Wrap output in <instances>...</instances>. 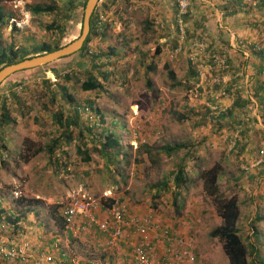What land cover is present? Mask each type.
<instances>
[{"label":"rangeland","instance_id":"obj_1","mask_svg":"<svg viewBox=\"0 0 264 264\" xmlns=\"http://www.w3.org/2000/svg\"><path fill=\"white\" fill-rule=\"evenodd\" d=\"M163 1L169 2L172 8L170 23L160 16ZM241 1V17L237 19L240 23L235 27L245 26L248 34L245 42H237L232 50L228 42L215 43L189 13L183 20L184 33L180 37L173 21L174 0H98L93 9L101 17L103 26L100 34L90 37L85 51L63 56L44 66L17 71L0 83V98L5 100V109L0 108V113L5 112L7 117L6 122L0 121L3 139L0 204L7 209L4 214L10 222L26 220L35 227L22 226L17 236L63 234L66 238L68 231H61V225L51 214L53 210L59 213L73 196L100 200L106 195L118 199L126 210L139 204L161 208L175 220L176 228L195 257L192 264H228L220 242L209 235V231L221 223L215 209L219 195L236 202V227L245 245L246 261L260 264L249 245L264 258V104L244 94L251 93L256 83L264 88V59L253 51L254 48L264 49V10L256 6V0ZM76 2L77 7L59 36L53 13H33L30 9L35 4L53 5L50 0H0V49L12 47L20 55L24 51L31 53L42 42L57 41L61 46L75 39L81 30L85 0ZM197 4V0H188L187 10ZM194 42L208 44L196 59L199 69L211 64L212 54L223 55L225 67L212 66L207 73L226 74L231 77L227 85L218 87L200 83L201 80L197 82L198 74L192 75L193 68L189 64L195 73L196 67L188 58L189 51L195 50ZM232 57L238 68L229 72ZM258 64L263 65L260 73L256 71ZM170 68L174 78L167 73ZM64 73L69 79H65ZM89 76L96 79L99 88L81 90L79 84ZM200 77L206 76L203 73ZM59 86L65 87L70 99ZM226 90L242 93L246 99L236 97L240 106L230 107L233 116H225L217 124L218 119L207 105L232 106ZM89 103L97 107L99 113ZM206 108L209 111L204 115ZM74 109H78L77 124L68 128L72 138L67 141L61 123L64 117L74 118ZM244 121L247 126L242 125ZM86 123L91 126L90 130ZM237 125L239 131H236ZM245 130L249 135L245 159H238L234 150ZM109 134L121 143L119 151L101 150L100 144ZM203 137L216 139L217 143L206 147L196 144L195 141ZM132 139L136 140V145ZM143 139L144 143L152 145V160L146 153L136 151ZM55 140L59 145L49 154L47 147ZM224 141L236 155L229 169L220 154L225 148H216L215 160L207 149L220 146L219 142ZM175 142L182 143L183 147L170 156L158 149ZM201 146L206 154L200 156L197 151ZM83 150L89 154L88 161L82 160ZM258 159L260 162L255 165ZM244 164V182L242 177H224L226 173L240 175ZM179 166L184 168L188 181L183 184L177 205L173 207L170 173ZM210 175L214 178L212 183L208 181ZM209 189L216 196L209 194ZM101 214L104 216L102 211L97 212L98 217ZM257 216L263 218L258 220ZM18 225L15 224L13 230ZM24 238L30 241L27 236ZM19 240L20 237L14 243ZM75 249L81 252L79 244H75ZM31 253L35 254L33 249ZM5 262L19 264L0 260V264Z\"/></svg>","mask_w":264,"mask_h":264},{"label":"built area","instance_id":"obj_2","mask_svg":"<svg viewBox=\"0 0 264 264\" xmlns=\"http://www.w3.org/2000/svg\"><path fill=\"white\" fill-rule=\"evenodd\" d=\"M176 11L173 14V21L177 32L182 37L184 33L183 15L187 12L188 0H174ZM99 18H101L99 16ZM207 43H193L195 50H190L188 55L191 63L196 67L197 82L200 80L207 84L214 86L227 85L231 77L226 74L207 73L212 66L216 68L225 67L226 60L223 55L212 54L210 56L211 64L197 68L196 59L203 49L207 47ZM180 49V46L178 47ZM245 56V55H244ZM204 75L206 77H200ZM208 76V77H207ZM198 87V86H196ZM227 97L232 100V104L239 94L235 90L227 93ZM211 114L217 116L227 110L228 107H220L216 103L207 105ZM239 125L236 131H239ZM134 145L136 140L132 139ZM140 142H145L144 139ZM234 142V139H233ZM231 143V142H230ZM232 145V143H231ZM261 154L262 150L259 149ZM260 162V159L255 161V165ZM253 164V165H254ZM105 197L100 200H95L85 195H78L71 197L60 209L59 214L63 217L65 226L71 227L78 219L81 220V231L88 232L95 229L106 235V244L113 247L125 235L126 232L132 233L134 239L130 241L131 259L135 264H180L183 260L188 263H193L195 258L188 249L184 238L167 227L157 219V214L154 210L148 209L139 213H130L121 205L118 199L111 197L110 201L105 202ZM102 211L104 216L99 218L97 212ZM16 222H10L5 214L0 217V230L12 231ZM21 230V229H20ZM31 245L25 238L20 239L17 243L6 245L4 241H0V260L7 262H17L24 264L30 262L31 264H52L53 257L48 252H41L37 254L31 253ZM70 264H78L77 259L71 256Z\"/></svg>","mask_w":264,"mask_h":264},{"label":"crops","instance_id":"obj_3","mask_svg":"<svg viewBox=\"0 0 264 264\" xmlns=\"http://www.w3.org/2000/svg\"><path fill=\"white\" fill-rule=\"evenodd\" d=\"M163 2L164 3L162 4V10L160 16L163 18L165 22L170 23L168 21L172 20V8L169 7V2L167 1H163ZM223 2L224 0H222V3ZM241 2L242 1L239 0L237 10L230 13L229 9H226V4L223 6V8L219 7L218 4L220 3V0H197V3L199 4H197L196 7L193 6V8L189 9L188 13L192 14V18L193 20H195V23L198 24L200 28L205 29L206 33L213 39L215 43L218 44V42L221 43L228 42L232 45L233 47L232 50H234V45L242 40H244L245 42L246 35L248 34V31H246L245 26L243 27L241 26V28L235 27V25L240 23L237 19L241 17V15H239V12L241 11L240 9ZM222 3H220V5H222ZM230 16H232V18ZM234 18L236 20L233 21L232 19ZM215 27H218V29H215ZM238 36H243V38L237 39ZM235 40L237 41L235 42ZM236 48L238 50H241L240 48H238V46ZM231 62H235V59L233 57L231 58ZM246 80L247 79L245 78V82ZM245 82L244 85H242V87L244 88L243 93H245V89L247 91ZM247 92L244 94L245 97L252 99L251 93L249 92L248 94ZM239 97L240 99H246L245 97H242V93L239 94ZM92 107L93 110L96 111L95 108L97 107H94V105H92ZM230 107L232 106H229L228 108L231 109ZM237 122L238 121L236 120V123ZM245 123L247 122L246 121L242 122V125H244ZM90 128L91 126L87 125V130H90ZM247 133L248 132H246L245 135L242 137L243 138L242 141H239V144L236 145L237 149L234 150L237 153L238 159L241 157L245 159V150H247V145H248L247 143L249 142L248 140L249 135H247ZM201 140L203 141V143ZM201 140L195 141L196 144L200 143L202 144V146L206 147L212 145L213 143H217L216 139L210 137L207 138L203 137ZM219 145L220 146L216 145L207 148L208 153L211 156L212 160H215L217 155L216 148H225V151H220V154L222 155V158L226 163V169H229L231 166L230 162L234 160V157L236 155L233 153L234 151L233 152L229 151L230 147L227 146L226 141H224V143L219 142ZM197 154H199L200 156L206 154L204 148L202 147L201 149H199L197 151ZM241 168L243 169L239 170V173H241L240 175L234 176L231 173L229 174L226 173L224 177L225 178L230 177V179H235V178L237 179V177L240 178L242 177V179H244L242 182H244L245 164L241 166ZM148 209L154 210L156 212L157 219L159 222H161V224L170 227L173 231L180 234L179 229L176 228L177 225L175 223V220L167 216V214H165L161 208H152L149 207L148 205L139 204V205H132L131 207L128 208V211L130 213H139ZM6 212H8L7 209L4 207L3 204H0V217L2 214ZM102 216L103 215L101 214L100 217ZM16 223L19 224L17 226L18 228H15V230H13L12 232L1 231V235H0L1 240H3L5 244L8 246L14 243L19 237L20 239H22L24 238V236H27V238L30 240L29 243L31 245V248L33 249V253L35 254L41 252L44 253L48 252V254L50 253L53 257L52 264H70L69 261L71 256L77 259L78 264H135L132 261L130 254L131 249L129 243L131 240L134 239V236L130 232H126L125 235H123V237L119 240V242L116 243L113 247H111L106 244L107 240L105 233H101L99 231H96L95 229H91L88 232L81 231L80 227L82 222L79 219L75 221V224H73L71 227L64 225L60 228L61 231H68L66 238H64L63 234H53L47 237L45 236L41 237L39 234L34 233V231H33L34 234H30V233L29 235L20 234L19 236H17L18 235L17 232L19 231L20 227L23 226L28 229L29 228L35 229V227L29 225L30 221H26V220L17 221ZM181 232L183 233L182 230ZM60 235L63 237H61ZM75 244L77 245L79 244V247H81V252L75 251L76 250ZM67 252L72 255H69ZM258 256H257L258 258L257 260H259L260 264H262L260 259L263 260L264 258L260 257V255ZM28 263L30 264V262ZM28 263H24V264H28ZM8 264H12V263H8ZM180 264H190V263H188L187 261H183Z\"/></svg>","mask_w":264,"mask_h":264},{"label":"trees","instance_id":"obj_4","mask_svg":"<svg viewBox=\"0 0 264 264\" xmlns=\"http://www.w3.org/2000/svg\"><path fill=\"white\" fill-rule=\"evenodd\" d=\"M53 5H49V4H45V5H32L30 7L31 11L33 13H53L56 20V27L58 29L59 32V36H61L63 30H64V23L71 17L72 12H74V10L77 7V2L76 0H50ZM114 1V0H111ZM238 2L239 0H224V2L222 3L223 5H219L220 8H223V6L226 4V9H229V12L232 13L234 11L237 10V6H238ZM104 4V3H103ZM256 6L258 8H262L264 9V0H256ZM82 6H84V3L82 4ZM95 8V7H94ZM94 11V9H93ZM92 11V15L89 18V31L88 34L86 35L81 47L79 48V52L81 51H85L87 48V42L90 39L91 36L94 35H98L101 32V28L103 26V23L100 21L99 17L97 16L96 12ZM188 14V10L187 12L183 15V20H185V18L187 17ZM2 18V14L0 12V21ZM49 26L47 25V28ZM102 35V33H101ZM60 45L58 44L57 41L53 42V44H49L47 42H42L38 45H36L33 48V51L31 53H26V51L22 52V54L18 55L17 51L14 50L12 47H9L7 50H3L0 49V68L8 65L10 63H14L17 61H20L24 58H28L30 56H34V55H38L41 54L43 52H49L52 51L54 49L59 48ZM254 53L257 54V56H261L262 59H264V49H253ZM191 67L190 69H192V75H195V71H194V67L189 64ZM229 66L232 67L229 72L234 71L235 69L237 70L238 66L237 64H235L234 62H231V60L229 61ZM229 67V68H230ZM263 69V65L258 64L256 71L258 73H260ZM168 75L171 78H174V71L170 68L167 70ZM57 75V74H55ZM63 76L65 77V79H69V75L67 73H64ZM79 88L81 90H94V89H98L99 88V83L96 81L95 78H92L91 76L88 77V79L82 81L79 84ZM59 89L62 90V92L64 94H66V90L64 86H59ZM226 92H228V90H226ZM251 95L253 97H255L259 102H262V104H264V88L262 86L261 83H256L253 87V91L251 92ZM66 97L68 99H70V95L66 94ZM1 99V98H0ZM2 101H0V108H4L5 106V100L1 99ZM90 105H92V103H89ZM232 108H234V106H240V100L239 98H237L235 101H233L232 103ZM232 108L231 109H227L225 111H223L222 113H218L216 117L217 124L218 121L221 119H224L225 116H233L232 113ZM96 112H98V108H95ZM77 110L78 109H74V118H70V117H64L63 118V123H61V125L64 126V135L67 141L71 140V133L67 130L70 127L71 124H77L76 118L78 116L77 114ZM208 108H206V113L204 115H206L208 113ZM99 113V112H98ZM203 115V117H204ZM181 118H185L183 116H180ZM213 118V116H211ZM60 117H57V120ZM6 113L2 112L0 113V121L2 122H6ZM237 141V140H236ZM235 141V142H236ZM2 136H0V147L2 146ZM58 140H55L51 145H49L47 147L48 153L52 154L53 153V149L58 146ZM181 147H183L182 143H172V144H165L162 146H159L158 149L163 152V154L165 156H170L173 152H175L177 149H180ZM100 148L101 150L104 152L106 150L109 149H116V151H119L122 148L121 143L119 142V140L112 134L109 135H105L103 141L100 144ZM106 149V150H105ZM152 149V145H148L146 143H139L136 146V151H142L144 153L147 154V156L149 157V160H152L150 157V150ZM77 150H79V147H77ZM82 154L84 155L82 160L83 161H88L89 160V154L86 150L82 151ZM214 170V169H211ZM208 172V171H207ZM213 172V171H212ZM170 176L172 178V185L174 188V193H173V200H172V205L173 207H176L177 205V195L179 194L180 191H182L183 189V184L185 182L188 181V176L186 175V172L184 171V168L182 166H179L177 169H175L173 172L170 173ZM211 177H209V182L212 183L213 182V177L212 175H210ZM165 184L167 185V180L165 181ZM209 194H213L214 196H216L215 192L213 190L209 189ZM217 195L216 197V205H215V209H216V213L217 215L221 218V223L219 226L214 227L213 229H211L209 231V235L213 238H216L220 244H221V248L223 253L225 254V256L227 257L228 260V264H254L252 260L246 261V255H245V245L243 244L242 240L240 239V236L238 234L239 229L236 227V219H237V204L234 201V199H225L222 196ZM110 201V198H105V202ZM178 209V208H176ZM176 211V210H174ZM53 215L54 220L62 226H64V220L63 217L58 213L57 210H53V212L51 213ZM263 217H256V219H261ZM251 252H254L256 258L258 256L256 250L254 249V247L252 245H249ZM189 249V248H188ZM190 251V250H189ZM191 252V251H190ZM192 254V253H191ZM193 255V254H192ZM194 256V255H193ZM259 257V256H258ZM195 258V257H194ZM185 261V260H183ZM182 261V262H183ZM195 261V260H194ZM260 261L263 263V260L260 259ZM194 263V262H193Z\"/></svg>","mask_w":264,"mask_h":264},{"label":"water","instance_id":"obj_5","mask_svg":"<svg viewBox=\"0 0 264 264\" xmlns=\"http://www.w3.org/2000/svg\"><path fill=\"white\" fill-rule=\"evenodd\" d=\"M98 0H85L82 12V23L79 35L70 42L49 52L24 58L20 61L10 63L0 68V83L9 75L17 71L37 68L49 64L57 59L73 54L79 50L89 31V18Z\"/></svg>","mask_w":264,"mask_h":264}]
</instances>
